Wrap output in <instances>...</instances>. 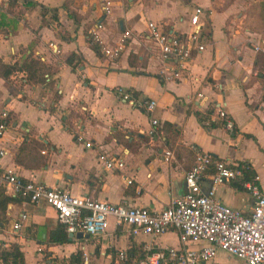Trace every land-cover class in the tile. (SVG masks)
Returning a JSON list of instances; mask_svg holds the SVG:
<instances>
[{
  "label": "crops",
  "instance_id": "obj_1",
  "mask_svg": "<svg viewBox=\"0 0 264 264\" xmlns=\"http://www.w3.org/2000/svg\"><path fill=\"white\" fill-rule=\"evenodd\" d=\"M110 2L106 13L104 0H0V112L8 114L0 164L25 180L75 195L159 210L185 190L184 173L196 150H203L231 166L248 167L217 184L215 196L249 210L253 197L244 182L257 175L264 188V52L253 48L264 43V0ZM197 6L203 9L204 48L193 50L189 66L167 78L160 71L168 63L145 36L146 21L187 34ZM124 29L132 36L120 55H104L102 47L114 45ZM27 56L43 65L44 80L27 79ZM117 87L134 98H154L155 108L148 112L131 103ZM219 105L233 121V132L222 126ZM152 117L160 130L153 138L147 135ZM77 134L92 145L76 140ZM165 149L172 151L168 160ZM99 152L123 158L124 168H107ZM213 170L211 165L202 175L203 192ZM22 211L28 217L13 230ZM58 224L53 206L12 196L0 207V243H18L26 264H72L77 252L79 264H121L119 249L130 258L123 264H135L146 243L179 245L173 229L156 237L135 235L113 219L104 234H68L70 240L54 242L49 233ZM214 262L241 264L223 250Z\"/></svg>",
  "mask_w": 264,
  "mask_h": 264
},
{
  "label": "built area",
  "instance_id": "obj_2",
  "mask_svg": "<svg viewBox=\"0 0 264 264\" xmlns=\"http://www.w3.org/2000/svg\"><path fill=\"white\" fill-rule=\"evenodd\" d=\"M110 5V0H104L103 9L106 13L109 12ZM202 11L200 6L194 8L189 19L191 30L182 35L164 30L160 23L152 19L146 21L145 36L154 42L163 62L168 63L160 71L166 74L165 77L171 78L176 75L178 68L188 67L193 50L200 51L204 48L200 42ZM99 27L101 23L97 24L96 29ZM91 36L98 40L95 29L91 31ZM131 36L132 31L124 29L114 45L102 47L104 55L111 59L118 57ZM253 48L264 52V43H256ZM117 91L124 99L142 105L148 112H152L156 106V100L152 97L134 98L122 87H117ZM197 95L200 96L201 92L198 91ZM6 114V110L0 112L1 116ZM217 114L222 126L233 132L234 123L227 117L223 105L218 106ZM5 128L6 124L1 122L0 136ZM159 131V121L152 117L147 135L153 138ZM76 140L84 142L85 146L92 145L81 134H77ZM4 153L5 149H0V156ZM171 156L172 151L165 149L164 159L168 160ZM98 158L107 168L119 171L124 168L121 157L99 152ZM211 165L214 166L210 174L211 186L207 192H203L202 175ZM243 166H231L224 158H214L207 151L196 150L193 163L184 173L185 190L173 196L159 210L110 202L88 195H75L69 190L56 188L45 182L25 180L15 170L1 164L0 186L11 196L20 197L24 201L45 202L53 206L58 222L64 224L66 232L71 233V238H75L78 231L89 235L104 234L110 219L135 235L143 233L156 237L169 229L177 232L179 245L146 243L135 264H215L214 259L219 250L237 257L241 264H264V188L260 187L258 176L254 175L244 182V187L253 197L249 210L232 207L215 196L216 185L240 175ZM126 181L130 183L131 178L126 177ZM27 217L26 211L20 212L12 229L18 231ZM84 258L86 261V256ZM129 259L125 250L117 251L118 263L123 264Z\"/></svg>",
  "mask_w": 264,
  "mask_h": 264
},
{
  "label": "trees",
  "instance_id": "obj_3",
  "mask_svg": "<svg viewBox=\"0 0 264 264\" xmlns=\"http://www.w3.org/2000/svg\"><path fill=\"white\" fill-rule=\"evenodd\" d=\"M24 67L28 70V74H27L28 80L31 81H37L38 79L44 80V77L41 75V73L44 71V68L42 64H39V61L37 59L27 56L24 59ZM38 71L39 74H37ZM7 120H8V114L0 118V123L3 122L6 124ZM211 124L215 125V123H211ZM243 169H248V167L244 165ZM245 180H243V182ZM11 198L12 196L9 195L4 190V188L0 186V207L4 208L6 202L9 201ZM49 238L51 241L54 242H63L71 239L65 230L64 224L62 223H59L57 227L50 230ZM79 255L80 252H77L74 256L71 257V258H75L72 264H79V262L81 261ZM0 260L3 262V264H26L24 261L23 251L20 248V245L15 242L10 243V245L7 247L4 246L3 243L2 244L0 243Z\"/></svg>",
  "mask_w": 264,
  "mask_h": 264
},
{
  "label": "water",
  "instance_id": "obj_4",
  "mask_svg": "<svg viewBox=\"0 0 264 264\" xmlns=\"http://www.w3.org/2000/svg\"><path fill=\"white\" fill-rule=\"evenodd\" d=\"M69 235L71 236V233H69ZM83 235L88 236L89 234L88 233L83 234L81 231L76 232V237H81Z\"/></svg>",
  "mask_w": 264,
  "mask_h": 264
}]
</instances>
